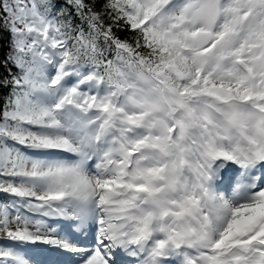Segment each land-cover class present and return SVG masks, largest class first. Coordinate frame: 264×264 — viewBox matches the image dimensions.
I'll return each mask as SVG.
<instances>
[{
    "label": "snow or ice",
    "instance_id": "6c2138e0",
    "mask_svg": "<svg viewBox=\"0 0 264 264\" xmlns=\"http://www.w3.org/2000/svg\"><path fill=\"white\" fill-rule=\"evenodd\" d=\"M0 264H264V0H0Z\"/></svg>",
    "mask_w": 264,
    "mask_h": 264
}]
</instances>
